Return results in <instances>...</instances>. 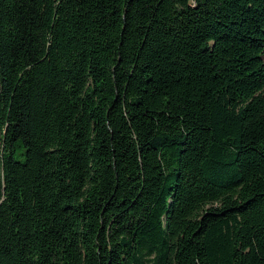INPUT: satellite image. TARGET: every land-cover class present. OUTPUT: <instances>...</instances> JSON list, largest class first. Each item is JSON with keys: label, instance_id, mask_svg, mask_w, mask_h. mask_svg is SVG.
Segmentation results:
<instances>
[{"label": "trees", "instance_id": "obj_1", "mask_svg": "<svg viewBox=\"0 0 264 264\" xmlns=\"http://www.w3.org/2000/svg\"><path fill=\"white\" fill-rule=\"evenodd\" d=\"M0 264H264V0H0Z\"/></svg>", "mask_w": 264, "mask_h": 264}]
</instances>
